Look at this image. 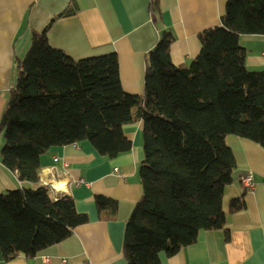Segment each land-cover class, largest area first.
Returning a JSON list of instances; mask_svg holds the SVG:
<instances>
[{
	"label": "trees",
	"instance_id": "obj_1",
	"mask_svg": "<svg viewBox=\"0 0 264 264\" xmlns=\"http://www.w3.org/2000/svg\"><path fill=\"white\" fill-rule=\"evenodd\" d=\"M148 9L158 15V0ZM52 22L31 31L17 61L0 119L1 163L18 180L36 183L39 157L51 146L87 140L112 158L131 149L123 127L140 118L142 195L125 228L127 264H159L161 252L175 254L200 230L223 228V190L236 166L226 136L264 150V69L247 68L239 43L243 34L264 35V0H226L220 24L198 34L199 53L185 67L171 60L173 37L162 31L146 54L143 96L122 89L115 52L73 59L52 46ZM106 202L96 198L98 209ZM244 207L241 195L228 211ZM86 220L70 196L47 186L0 192V252L4 260L34 256Z\"/></svg>",
	"mask_w": 264,
	"mask_h": 264
},
{
	"label": "crops",
	"instance_id": "obj_2",
	"mask_svg": "<svg viewBox=\"0 0 264 264\" xmlns=\"http://www.w3.org/2000/svg\"><path fill=\"white\" fill-rule=\"evenodd\" d=\"M225 2L158 0L156 15L148 9L150 0H0V119L32 30L41 31L53 20L47 32L50 44L73 59L115 52L122 89L143 96L146 54L162 31L173 37L171 60L185 67L199 53L198 34L220 24ZM239 43L247 51V68L264 69V35L243 34ZM136 112L132 108L135 117ZM142 129L140 118L125 124L123 134L132 147L112 158L100 155L87 140L51 146L41 154L38 181L32 184H52L54 195L70 196L87 220L34 256L4 260L0 252V264H127L125 228L142 195ZM225 140L236 166L222 195L224 227L200 230L192 243L170 256L161 252L159 264H264V150L232 134ZM3 143L0 132V152ZM248 171L254 186L244 190L238 177ZM32 184L18 180L0 159V192ZM241 195L245 207L229 213V202ZM97 197L107 200L101 209Z\"/></svg>",
	"mask_w": 264,
	"mask_h": 264
},
{
	"label": "built area",
	"instance_id": "obj_3",
	"mask_svg": "<svg viewBox=\"0 0 264 264\" xmlns=\"http://www.w3.org/2000/svg\"><path fill=\"white\" fill-rule=\"evenodd\" d=\"M238 178L244 189L253 188L254 186L253 175L249 171L241 174ZM42 185L49 187L51 191L54 188L52 184H48L46 182L42 183ZM86 264H91V263L87 262Z\"/></svg>",
	"mask_w": 264,
	"mask_h": 264
}]
</instances>
